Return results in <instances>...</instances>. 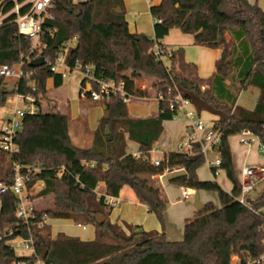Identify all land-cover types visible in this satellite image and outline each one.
I'll use <instances>...</instances> for the list:
<instances>
[{
    "label": "trees",
    "instance_id": "16d2710c",
    "mask_svg": "<svg viewBox=\"0 0 264 264\" xmlns=\"http://www.w3.org/2000/svg\"><path fill=\"white\" fill-rule=\"evenodd\" d=\"M150 14L160 21L154 23L153 38L130 32L124 0H53L38 49L18 33L16 16L0 25V68L20 66L24 74H34L20 78L12 90L7 89V79L0 77V107L15 93L40 94L48 100V80L53 79L57 89L63 84L61 75L45 64L35 68L32 63L58 53L74 37L77 42L66 55L67 65L91 67L95 80L123 82L128 98L147 97L137 81L152 78V86L161 96L158 115L146 119L130 117L128 103L120 97L104 99L100 103L104 115L92 133L91 146L85 148L73 142L69 112L62 114L50 106L49 112L24 118V130L16 138L19 152L12 156L0 152V183L10 185L17 171L32 180L44 179L53 201L49 207L36 208L29 220H21L16 216L14 193L0 195V264H233L234 256L239 258L238 264H250L264 253V191L250 205L240 202L241 188L229 144L231 137L250 132L264 146V11L248 0H161L151 6ZM172 29L195 37L196 46L220 51L212 76L200 77L198 66L186 60L184 48L170 51L166 60L149 53L155 43L163 46L162 39ZM91 86L98 90L95 84ZM250 87L260 90L252 111L237 104L239 95ZM178 94L197 113L217 117L213 130L220 136L221 165L212 167V172L215 176L219 170L225 172L233 184L231 193L216 181L198 178V170L206 163L204 140L193 142L191 153L171 152L164 155L159 167L152 164L150 152L163 132V123L178 114V106L170 108ZM128 140L139 144L143 155L128 154ZM167 166L184 170L172 176L170 183L216 193L221 207L207 203L186 219L184 238L178 242L168 241L164 229L147 232L112 223L106 198L118 197L129 187L164 228L169 201L157 177ZM100 184L104 190L99 197ZM36 188L44 190L42 184ZM98 214L105 217L103 225L93 218ZM46 220L93 225L95 240L81 241L63 233L53 239ZM17 238L33 242L31 256H17L9 245Z\"/></svg>",
    "mask_w": 264,
    "mask_h": 264
},
{
    "label": "crops",
    "instance_id": "0c3cea01",
    "mask_svg": "<svg viewBox=\"0 0 264 264\" xmlns=\"http://www.w3.org/2000/svg\"><path fill=\"white\" fill-rule=\"evenodd\" d=\"M160 2L161 0H158V3H155V5H158ZM248 2L252 5H258L264 11V0H248ZM124 3L127 11L126 20L128 22L130 32L144 33L151 38L155 37L154 19L150 14V8L152 5H154L153 1L124 0ZM132 12H136L137 16L134 17ZM172 33H174L173 38H171ZM194 38L195 37H193L192 35L183 34L178 29H172L169 35L165 37V39H162L161 43H163V46L168 48L169 51L176 50L178 48H185L186 60L198 66L200 77L208 78L215 72L216 62L220 56V51L196 46L194 44ZM77 75L78 76L76 77V80L74 81L75 83H73V85L75 90L78 89L79 91L82 77L80 74ZM66 85L67 84L65 79L62 86L57 88V90L62 89ZM150 87L152 90L147 92V97L133 98L130 100L135 101V103H133L131 106H128L130 117L134 119H146L158 115L159 102H161L159 98V92L152 86V84L150 85ZM54 89L53 79H49L47 82V90L49 91V96L53 95L52 92ZM259 96V88L250 87L239 95L237 104L238 106H242V108L246 110L252 111L256 107ZM84 101L85 103H88L92 106L87 108L89 121H82L80 124H77V118L71 116L69 107H65L63 108V110H60L56 105L51 106L55 108V110H59L62 114L69 112L70 117L73 121V127L75 125V133L77 138L81 143L85 144V146L90 147L93 141L92 133L95 132L99 127L100 118H102L104 115V107L102 104H95L91 100ZM193 109L195 110L194 107ZM198 116L204 125V130L198 134H194L188 131V120L183 112L178 113L177 119L165 121L163 123V132L161 133V136L154 147V151L150 152V156L152 158H159L171 152H178V147L188 143L190 140V136H192L193 134L197 135L198 138L203 140L209 133V131L213 130L214 121L217 119V117L208 112H203L201 114L198 113ZM243 137L244 134H240L229 139L233 165L234 169H236V177L239 181L241 178L242 168L244 166H252L258 169V182H263L264 158L260 159L259 156L261 154H264V148L260 149V141L257 138H255V142L251 146L244 145L242 143ZM127 153L138 156L143 155L140 145L130 140L127 141ZM205 157L206 163L201 167V169L198 170V178L201 181H216L219 185H221L224 191H226L227 193H231L233 191L232 182L227 178V176L226 178L224 176L219 177L221 172L226 175L225 172L219 170L216 176L212 172L211 164L219 160L217 148L208 149ZM183 172L184 170L177 169L176 171L164 173L157 177L159 184H161L164 188L169 201V205L165 213L164 228L160 221L157 219V216L148 212L147 207L137 200L138 198H136L135 193L129 187H124L118 197L106 198V201L113 200L114 202L113 206L108 207L109 219L114 223H118L126 229L130 226L141 227L147 232H162V230L164 229V231L166 232L165 236L168 241H182L184 238L185 220L192 218L197 213L194 206L196 190L185 189L179 186L175 187L172 183H170V178L172 176L181 174ZM103 190L104 186L103 184H100L96 191L99 197L102 195ZM184 190L188 191V199H183ZM209 193L213 195L210 196ZM249 194L247 195L248 200L254 201L257 198L249 197ZM199 197L203 204L212 202L215 207H221V201H219L218 195L216 193L199 191ZM191 199L194 200L193 205L189 202ZM53 221L54 220L47 221V224H49L51 228ZM60 221H64L66 223H70V225H74V222L70 220ZM70 225L61 224V230L56 232L55 234H53L52 228V238L55 239L58 234L63 233L69 237L79 238L81 241L91 242L95 240L96 229L93 225H78L80 230H75Z\"/></svg>",
    "mask_w": 264,
    "mask_h": 264
},
{
    "label": "built area",
    "instance_id": "2783aa9c",
    "mask_svg": "<svg viewBox=\"0 0 264 264\" xmlns=\"http://www.w3.org/2000/svg\"><path fill=\"white\" fill-rule=\"evenodd\" d=\"M53 0H3L0 6V14L3 15L0 19V25L4 20L10 16H16L15 22L18 25V33L24 36L33 43L34 49H38L37 45L40 46L41 38L45 32H43V24L46 23L50 17L47 16V10L52 6ZM8 9V10H7ZM7 10V11H6ZM160 22L154 19V23ZM77 42V37L71 40H67L60 47V50L56 54H49L44 56L42 59L44 64L50 68L54 73L60 74L62 80L67 79L71 74L77 73L82 77L80 82L79 97L83 100H91L93 102L101 103L104 99H110L111 97H120L124 102L129 103L133 98H128L125 84L115 83L111 81L95 80L94 72L91 67L82 68L80 65L72 68L66 64V55L68 51L75 47ZM149 53L155 54L157 57L166 60V54L170 53L169 49L165 46H161L158 43L149 50ZM34 74H24L20 66L9 67L7 65L0 68V77L6 79H17L26 76L32 77ZM95 84L98 90H93L91 84ZM142 91H146L145 85L140 87ZM204 89V88H203ZM32 91H35V87L32 86ZM45 97L43 95H23L20 93H15L10 97V101L15 105L11 110L13 112L7 119H0V152L14 155L19 152V147L16 143V138L23 129V120L27 115H35L39 112H49L50 108L45 104ZM159 98L161 96L159 94ZM18 104H21L23 108H20ZM178 106V113L183 112L187 118V129L192 133H201L204 130V125L198 116L196 110L193 109L191 102L184 99L180 94L171 101L170 108L174 109ZM178 115V114H177ZM177 119V116L174 117ZM190 136L188 143L178 147V152L187 154L192 152V143L195 141H200L197 135ZM244 137L242 143L246 146H251L255 142L256 136L250 132H244ZM258 139V138H257ZM204 145L202 146V151L204 154L207 153L208 149L218 148L220 145V136L214 130L209 131L205 136ZM260 149L264 146L260 143ZM154 151V148L152 149ZM152 152V151H151ZM163 157L151 158L152 164L155 166L160 165ZM221 165L220 160L211 164L212 167L218 168ZM18 170V168H17ZM177 169H171V167H166L164 173H169L176 171ZM258 169L252 166H244L241 171V178L239 180V187L241 188L240 202L245 205H250L248 203L247 195L256 189L258 183ZM218 173V172H217ZM216 173V175H217ZM37 184H42L44 190L35 191ZM51 187L48 181L43 180H32L29 175H22L18 171L12 183H0V195L6 191H11L18 199V208L16 216L21 220H29L35 216L36 212V201L35 197L37 194L48 195L50 194ZM189 194L187 190L183 191V199H188ZM107 205L113 206V200L106 201ZM47 222V220H46ZM264 231V228L262 229ZM23 240L24 247L31 251H34V244L31 240ZM237 258V257H236ZM240 262L239 258H237ZM236 264V263H233ZM250 264H264V253L258 258L254 259Z\"/></svg>",
    "mask_w": 264,
    "mask_h": 264
},
{
    "label": "rangeland",
    "instance_id": "374dc122",
    "mask_svg": "<svg viewBox=\"0 0 264 264\" xmlns=\"http://www.w3.org/2000/svg\"><path fill=\"white\" fill-rule=\"evenodd\" d=\"M82 1L86 2L88 0H75V2H82ZM150 1L151 2L153 1L154 5H155V3H158V0H150ZM132 14L134 15V17L137 16L136 12H132ZM126 15H127V11H126ZM2 16L3 15L0 14V19L2 18ZM173 34L174 33L171 34V36H172L171 38H173V36H174ZM33 46H35V43H33ZM37 47H39V45H37ZM185 53H186V51H185ZM77 76H78L77 73L71 74L66 79V84L67 85L65 87H63L62 89H59V90L54 89L53 92H52L53 95H50L48 97V100H45V104L47 106H51V105L55 106L56 105V106L59 107L60 110H63V108H65V107H69V110L71 111V116L77 118L78 119L77 124H80L82 121L83 122L89 121L88 120L89 118H88V115H87V113H88V111H87L88 109L87 108H89L92 105H90L88 103H85V101L79 97L78 89L75 90L73 83H75L74 81L76 80ZM17 83H18L17 79H14V78L7 79V89L8 90H12L17 85ZM152 83H153V79L152 78L144 77L143 79L137 81V86L140 88V87H143L145 85L146 92H149L150 90H152L151 87H150V85ZM133 103H135V101H129L128 106H131ZM18 106L20 108H23V106L21 104H18ZM14 107H15V105L10 101V98H8L6 104L4 106L0 107V119L4 120V119H7L8 117H10L11 114L13 113V112H11V110ZM72 110H73V112H72ZM100 120H101V118H100ZM72 131L73 132H71V135L73 137L74 144L77 147H82V148L88 147V146H85V144L81 143L80 140L77 138L76 133H75L76 132L75 131V125H74ZM259 158L260 159L264 158V154H261L259 156ZM239 175H240V173H239ZM223 176L226 178V175H224L221 172L219 177H223ZM175 187H177V186H175ZM34 189H35V191H37V188H34ZM263 191H264V181L263 182H258L257 185H256V189L249 194V197H253V198L254 197H258V196H260V194ZM37 195L38 196L35 197L37 208H42L43 206H45V207L46 206L47 207L51 206L52 201H53L51 194L43 196V195H41L39 193ZM209 195L211 196L213 194L209 193ZM193 199H194V197H193ZM193 199H191L189 201L192 205L194 203ZM112 223H114V222H112ZM61 224L70 225V223H66L64 221L54 220L52 222L53 234H55L56 232L61 230V228H60ZM70 226L73 229H75V230H80L78 225H76L75 223H74V225L71 224ZM22 242H23V240L21 238H17L15 240L10 241L9 245L15 250L17 256H19V257L31 256L33 254V251H31L29 249H26L24 247V245H22L23 244ZM237 262H238V260L234 256L232 258V263H236L237 264Z\"/></svg>",
    "mask_w": 264,
    "mask_h": 264
},
{
    "label": "water",
    "instance_id": "95a60500",
    "mask_svg": "<svg viewBox=\"0 0 264 264\" xmlns=\"http://www.w3.org/2000/svg\"><path fill=\"white\" fill-rule=\"evenodd\" d=\"M76 16H79V14L77 13ZM43 64H44L43 59H39V60L33 62L32 66L35 68H38V67L43 66ZM106 132H107L106 133L107 136H109L111 134L109 127L106 128ZM248 203L252 204L254 202L252 200H248ZM194 206H195L197 213L201 212L205 206V204H203L200 200L199 191L195 192V204H194ZM93 218L95 219V221L98 225H103L105 222V217L103 215H100V214L93 215ZM42 249H43V258H46L47 257V250L44 247Z\"/></svg>",
    "mask_w": 264,
    "mask_h": 264
}]
</instances>
